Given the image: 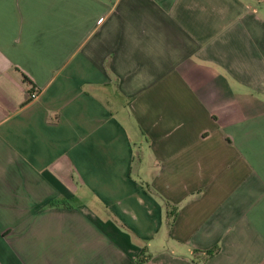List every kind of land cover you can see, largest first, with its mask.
I'll use <instances>...</instances> for the list:
<instances>
[{
	"label": "crops",
	"instance_id": "0c3cea01",
	"mask_svg": "<svg viewBox=\"0 0 264 264\" xmlns=\"http://www.w3.org/2000/svg\"><path fill=\"white\" fill-rule=\"evenodd\" d=\"M137 260L264 264V0H0V264Z\"/></svg>",
	"mask_w": 264,
	"mask_h": 264
},
{
	"label": "built area",
	"instance_id": "2783aa9c",
	"mask_svg": "<svg viewBox=\"0 0 264 264\" xmlns=\"http://www.w3.org/2000/svg\"><path fill=\"white\" fill-rule=\"evenodd\" d=\"M35 96H36L35 93H30L29 98L33 99V98H35Z\"/></svg>",
	"mask_w": 264,
	"mask_h": 264
},
{
	"label": "trees",
	"instance_id": "16d2710c",
	"mask_svg": "<svg viewBox=\"0 0 264 264\" xmlns=\"http://www.w3.org/2000/svg\"><path fill=\"white\" fill-rule=\"evenodd\" d=\"M140 263H141V261L140 260H137L133 264H140Z\"/></svg>",
	"mask_w": 264,
	"mask_h": 264
}]
</instances>
